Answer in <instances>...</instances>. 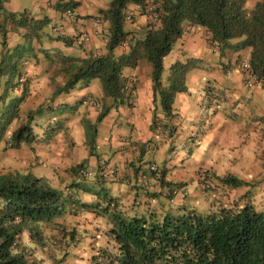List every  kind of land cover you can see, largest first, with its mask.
<instances>
[{"label":"crops","instance_id":"0c3cea01","mask_svg":"<svg viewBox=\"0 0 264 264\" xmlns=\"http://www.w3.org/2000/svg\"><path fill=\"white\" fill-rule=\"evenodd\" d=\"M73 1L78 4L69 16L58 7L60 0H4V8L27 18L29 25L30 21L47 20L32 37L31 55L22 59L27 95L21 105H26L28 109L25 113H19V119L12 122L9 130L23 121L28 111L38 106L45 109L34 124L39 141L9 148L7 139L10 132L0 141V171L30 172L57 188L67 190L74 197L80 195L87 200L93 196L67 186L73 180H79L71 169L81 162H86L85 167L94 169L104 160L108 169L113 170L104 176L106 188L129 214L160 218L167 210L177 212L191 208L183 202L182 193L168 198V205L158 199L162 197L158 193V183L148 170L149 164H155L157 169L167 170L165 179L185 182V195L191 192L192 196L202 198L201 191L210 190L207 210L236 201L242 203L247 199L257 209L264 211V86L259 82L250 86L245 83L239 63L242 58L248 57L249 51L214 52L203 27L187 26L172 51L164 58V71L167 69L168 73L170 65L176 60L184 61L190 57L201 59L202 67L187 73V89L175 94L173 116L166 117L157 110V103H153L149 64L143 60L135 68L126 67L123 76L127 78V84L131 78L135 80L132 105L112 108L98 123L97 156H90L82 121L94 123L102 106L111 103L109 98L103 96L99 79H92L88 83L81 81L68 92L54 97L52 94L56 86L64 84L70 70L79 65V58L106 51L104 38L108 23L102 19L100 10L106 9L110 0ZM257 1L246 0V8L251 9ZM128 10L132 14L128 22L131 25L129 31L132 35H138L145 26V15L133 4L129 5ZM6 26L7 46L10 49L26 42V27L17 25L15 20L7 21ZM54 26L58 32L52 30ZM84 31L90 34L88 42L80 38V33ZM63 38H73V42L65 45ZM127 50L128 47H118L115 53ZM0 80L1 96L5 78ZM21 89H16L14 94L19 95ZM154 111L158 120L170 123L175 131L167 143L148 147L151 141L156 143L158 140L157 133L151 127ZM57 119L63 128L44 141V126ZM103 123L108 124L107 133L101 135ZM125 124H128V129H125ZM100 148L103 152L99 151ZM167 152L178 154L177 159L171 158L167 162ZM149 155H158L159 158L149 159ZM178 160L182 170L169 174V168L178 167ZM188 168L192 173H186L189 172ZM202 169H206L210 176L208 180L211 186L208 188H204L200 181L202 179L195 175ZM186 174L194 179L192 191ZM227 174L244 179L247 184L229 187L221 183L218 177ZM82 181L92 183L95 179ZM137 199L140 200L138 204L135 202ZM61 219L63 217L54 220ZM110 224L106 220L105 228ZM102 235V244H106L107 236L104 232ZM97 236L91 237V247L101 244ZM21 240L28 246L34 244L26 231L22 233ZM53 261L56 262V259Z\"/></svg>","mask_w":264,"mask_h":264},{"label":"trees","instance_id":"16d2710c","mask_svg":"<svg viewBox=\"0 0 264 264\" xmlns=\"http://www.w3.org/2000/svg\"><path fill=\"white\" fill-rule=\"evenodd\" d=\"M3 3L4 0H0L3 17L0 22V79L5 78L0 96V141L10 132L7 147L19 148L40 140L34 132V124L44 114L43 106L28 111L23 121L14 129H9L12 122L19 119L20 105L27 95V78L22 80V59L31 55L32 37L47 20L30 21L29 25L27 18L7 11ZM77 4L73 0H60L58 7L62 11L73 10ZM131 4L146 15V0H110L108 7L100 10L102 19L108 23L106 51L79 58V65L70 70L64 84L56 86L52 94L54 97L68 92L81 81L88 83L97 78L101 82L103 96L111 103L102 106L94 123L82 121L90 156H97L98 123L112 108L132 105L135 85L127 87V78L123 76L126 67L135 68L143 60L149 64L153 103L160 105L166 117L173 116L175 94L187 89V73L202 67L199 58L176 60L170 65L167 75L163 76V60L187 26L203 27L217 43L220 54L226 50H248L250 70L256 82L264 86V0L257 1L251 9L246 8V0H160L157 19L146 22L143 34L140 32L138 35L124 29ZM14 20L28 30L24 36L26 42L10 49L7 46L6 23ZM125 41H128V50L116 54L115 50ZM63 42L70 45L73 38H63ZM18 88H22L21 93L16 95L14 91ZM159 122L162 121L156 118L154 111L152 129L156 130ZM162 123L164 129L168 128V137H171L175 128L168 122ZM62 128L58 119L45 125L44 141ZM85 163L72 167L79 180H73L67 186L91 194V201L80 195L76 198L72 193L66 195L63 189L30 172L0 171V264H45V256L41 259L35 255V246L44 249L49 242L56 246L65 245L75 240V231L56 223V231L60 226L64 228L63 238L60 240L56 234L46 240L42 223L64 217L66 212L77 213L78 210L92 211L111 223L105 230L107 243L94 246L91 264H264V211L257 209L250 200L220 205L204 212L195 208L177 212L167 210L160 218L129 214L106 188L105 174L100 173V165L92 169L85 167ZM149 165L148 170L158 183L159 194L167 198L180 193L185 195V182L165 179V168L152 171ZM80 169H88L90 175L80 177ZM203 170L208 174L206 169ZM89 177L95 181H82ZM209 177L206 180L208 187L211 186ZM218 179L229 187L247 184L244 179L230 174ZM135 202L138 204L140 200ZM24 231L29 233L33 246L21 240ZM68 234L70 237H66ZM53 260L46 264H56Z\"/></svg>","mask_w":264,"mask_h":264},{"label":"rangeland","instance_id":"374dc122","mask_svg":"<svg viewBox=\"0 0 264 264\" xmlns=\"http://www.w3.org/2000/svg\"><path fill=\"white\" fill-rule=\"evenodd\" d=\"M249 9V8H248ZM145 22H148L145 19ZM146 24V23H145ZM47 29V26L45 27V30ZM124 29L126 31H129L131 29V25L130 23H126L124 25ZM143 34V31L141 32ZM58 54V53H56ZM167 75V69L164 71L163 76L165 77ZM101 83V82H100ZM196 105V104H195ZM197 106V105H196ZM156 108L159 112H161V108L160 105L157 103L156 104ZM28 107L26 105H21L20 107V113H25L27 111ZM100 111V110H99ZM98 111V112H99ZM107 123H103V125H101V135H104L107 133ZM125 129H128V124H125ZM156 132V131H155ZM170 137H164V140L162 139L160 142L156 141L158 143H155L154 141H151L149 143L150 147L153 146V144H164L167 143L166 141L169 140ZM179 144V143H178ZM100 152H103V149H99ZM178 154L179 153V148H178ZM176 151V152H177ZM110 155V152H107ZM171 153V152H167L165 155V158L167 159V162L170 161L171 158H173L174 160L177 159L176 157L178 156ZM159 156L158 155H149V159H158ZM178 162V167L175 169L174 166L169 168V174L171 173H175L176 170H178V172H180L181 169V163ZM176 162V163H177ZM190 168H188L189 172L186 173H192L190 170ZM198 175V172L197 174ZM188 175H185V178L187 179V181L189 182V187L191 189V191L194 189V179L191 177H187ZM90 180L93 179V177H89ZM201 181V180H200ZM202 185V184H201ZM204 188H208V186H203ZM75 188V187H74ZM63 192H66L67 195V190H63ZM208 193H210V190L208 191H201V194L203 195L202 198L197 197V196H192L191 192L183 195V199H184V203L186 206H189L191 208H195L199 211H206L209 206L210 203L207 200L208 197ZM78 196V195H77ZM76 196V198H77ZM91 199L93 198H87V200L91 201ZM159 200H162V202L165 205H168L169 200L167 197H160L158 198ZM170 209V207H169ZM91 212V213H89ZM83 211V210H78L77 213H71V212H66L64 214L63 219H61L60 221H56L53 220L49 223H42V233L44 235V239H50L53 238L56 235V223L57 224H62L65 225L67 228H69L70 230H74L75 231V240L72 241L70 240V242L65 243V245H61V246H56V245H51L50 242L46 245V247L43 249L42 247H36L33 249L34 253L36 256H38L39 258H44L45 260H47L48 262L50 260H53V257L55 256L56 259H59V261H56V264H91V253L95 250L96 247H92V249H88L92 244V241L90 240L92 236H97L98 234V238L97 240L102 244V241H104V237H103V232L105 234V225H106V218L100 216L99 214H95L92 211ZM93 213V214H92ZM75 214H77L78 216H74ZM76 236L78 238H76ZM66 237H70V235L68 234ZM65 237V239H66ZM90 245V246H89ZM53 256V257H52ZM69 256V259L67 260L66 257Z\"/></svg>","mask_w":264,"mask_h":264},{"label":"built area","instance_id":"2783aa9c","mask_svg":"<svg viewBox=\"0 0 264 264\" xmlns=\"http://www.w3.org/2000/svg\"><path fill=\"white\" fill-rule=\"evenodd\" d=\"M160 5V0H146V15L145 18L148 22H152L155 21L157 19L158 16V7ZM66 15L71 16L72 10L70 8L65 10ZM132 19L131 13L128 12L126 17H125V23L130 22ZM97 23H99V19L96 20ZM52 30L54 32H58V28L57 27H53ZM98 31H95V34H97ZM80 38L83 42H88L90 40V34L87 31L81 32L80 33ZM208 38V42L210 44V47L212 49V51L214 52H218L219 48L218 45L215 41H213L209 36H207ZM105 42L107 41V38H104ZM120 47H128V41L122 42ZM239 68L241 70V72H243L244 76H245V83L250 86L251 84L256 82V78L253 75L252 71L250 70V64H249V60L248 58H242V60L239 63ZM25 78V73L23 70V74H22V80H24ZM135 80L133 78H131V80L128 81L127 87H129L131 84H134ZM126 87V88H127ZM168 129V128H167ZM167 129H164L163 123L159 122L157 127H156V133L158 135V140L157 141H161L162 139L164 140V137L166 138L168 136V132ZM158 143V142H156ZM149 169L152 171H156L157 167L155 164H150L149 165ZM102 172V174H106L107 172L112 173L113 170H109L105 161L102 160L100 162V173ZM90 172L88 171V169H80V177H84V176H89ZM208 174H205L204 170L202 169L201 173L198 172V177L201 180V184L202 186H208L207 183V176ZM206 176V177H205ZM65 230H67V228H65ZM63 233H64V228L62 226L58 227L56 234H57V238H59L61 240V238H63Z\"/></svg>","mask_w":264,"mask_h":264}]
</instances>
